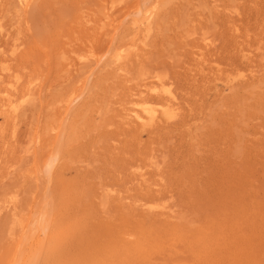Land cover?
<instances>
[{
	"label": "rangeland",
	"instance_id": "1",
	"mask_svg": "<svg viewBox=\"0 0 264 264\" xmlns=\"http://www.w3.org/2000/svg\"><path fill=\"white\" fill-rule=\"evenodd\" d=\"M123 3L0 0V264H264V0H141L121 70Z\"/></svg>",
	"mask_w": 264,
	"mask_h": 264
},
{
	"label": "bare ground",
	"instance_id": "2",
	"mask_svg": "<svg viewBox=\"0 0 264 264\" xmlns=\"http://www.w3.org/2000/svg\"><path fill=\"white\" fill-rule=\"evenodd\" d=\"M117 2H120V3L124 2V3L122 4L121 7L118 6L119 8H117L116 15L114 18H112V20L114 19V22L111 23V25L109 24L108 27H105L103 29V31L101 32V36L105 41L107 40V43L110 44V42H113L115 40L116 33H119L118 31L120 30V28H122L121 25H122L123 21L126 24H128L129 27L126 30V33H124V35L120 39V43L115 44V45L113 43L110 46L108 44L106 46V48H108V46H109V50L107 51V49H106L107 52L104 50V53L102 54L101 60H103L108 53L112 65L118 66L122 70V69H125V67H124L125 66V64H124L125 60H127V58L130 57L135 52V50L139 47V44L141 42V37H140L141 31L147 27L150 20L152 21L151 17L155 13V9H157V4L147 6L146 9H144L143 6L145 4L144 3L141 4V0H134V1L117 0ZM119 36H120V34H119ZM116 39H118V38H116ZM65 60L68 62L69 58L65 57ZM68 64H70V62ZM158 78H159V76H158ZM158 78H157V80H158ZM154 85L155 86L152 87L153 90H155L157 92L159 91V92H161V94L167 95V97H170L168 95L172 94L171 90L167 87H164L165 85L162 82H161V84L160 83H156V84L154 83ZM83 92H84V90H83ZM172 97H170V98H172ZM75 99H76V97L72 100L73 103H74ZM169 102L167 101L166 98L162 97L161 99L150 100L148 102L138 103L137 107L134 109V111L137 113L136 119L139 121H142L144 123V125H151L157 118L158 119L160 118L159 114H161V113L164 114L165 116H167V119H168V117L173 118V116H175L177 114V113H175L176 107L174 106L175 104H173V102H172V104L175 108L172 105H170ZM13 106H14V104H13ZM157 121L155 123H158ZM58 129H59V127H58ZM52 152L53 153H51V152L49 153V157L47 159V166H46L48 169L47 172L49 173L48 174L49 176L51 174L52 168H54V167H52V164L57 159V154H56L57 152L56 153L54 151H52ZM52 157H54L53 162H52ZM58 158H60V157H58ZM49 169H50V171H49Z\"/></svg>",
	"mask_w": 264,
	"mask_h": 264
}]
</instances>
